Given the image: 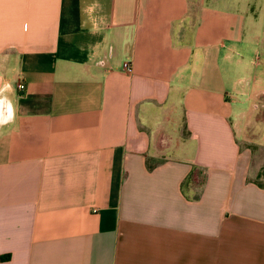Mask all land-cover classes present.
Listing matches in <instances>:
<instances>
[{
	"label": "crops",
	"instance_id": "crops-1",
	"mask_svg": "<svg viewBox=\"0 0 264 264\" xmlns=\"http://www.w3.org/2000/svg\"><path fill=\"white\" fill-rule=\"evenodd\" d=\"M5 84L0 264H264V0H0Z\"/></svg>",
	"mask_w": 264,
	"mask_h": 264
},
{
	"label": "rangeland",
	"instance_id": "rangeland-1",
	"mask_svg": "<svg viewBox=\"0 0 264 264\" xmlns=\"http://www.w3.org/2000/svg\"><path fill=\"white\" fill-rule=\"evenodd\" d=\"M236 129L240 148L251 152L252 174L264 180V94L253 100L248 111L237 121Z\"/></svg>",
	"mask_w": 264,
	"mask_h": 264
},
{
	"label": "clouds",
	"instance_id": "clouds-1",
	"mask_svg": "<svg viewBox=\"0 0 264 264\" xmlns=\"http://www.w3.org/2000/svg\"><path fill=\"white\" fill-rule=\"evenodd\" d=\"M11 91V85L5 84L0 87V126L5 123H9L14 119V108L11 101L5 95L6 92ZM7 112L5 116L4 113Z\"/></svg>",
	"mask_w": 264,
	"mask_h": 264
},
{
	"label": "built area",
	"instance_id": "built-area-1",
	"mask_svg": "<svg viewBox=\"0 0 264 264\" xmlns=\"http://www.w3.org/2000/svg\"><path fill=\"white\" fill-rule=\"evenodd\" d=\"M124 68H125L126 70H131V64H130V62H125V63H124ZM18 87H19V89H24L25 85H24L23 83H20V84L18 85Z\"/></svg>",
	"mask_w": 264,
	"mask_h": 264
},
{
	"label": "trees",
	"instance_id": "trees-1",
	"mask_svg": "<svg viewBox=\"0 0 264 264\" xmlns=\"http://www.w3.org/2000/svg\"><path fill=\"white\" fill-rule=\"evenodd\" d=\"M194 173H195V171L193 173H191V176L194 175ZM190 179H191V177L189 176L188 180H190Z\"/></svg>",
	"mask_w": 264,
	"mask_h": 264
}]
</instances>
